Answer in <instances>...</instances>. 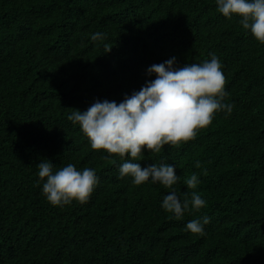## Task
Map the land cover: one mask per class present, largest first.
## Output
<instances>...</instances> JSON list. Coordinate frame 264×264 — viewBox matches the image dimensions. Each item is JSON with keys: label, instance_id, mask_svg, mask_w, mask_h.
<instances>
[{"label": "trees", "instance_id": "obj_1", "mask_svg": "<svg viewBox=\"0 0 264 264\" xmlns=\"http://www.w3.org/2000/svg\"><path fill=\"white\" fill-rule=\"evenodd\" d=\"M210 54L231 115L134 161L174 165L180 198L205 200L177 220L161 207L171 189L118 178L123 160L93 150L67 117L97 99L121 102L155 78L150 65ZM45 158L54 171L95 170L86 203L46 200ZM203 216L204 235L185 230ZM0 264H264V44L238 16L226 19L215 0H0Z\"/></svg>", "mask_w": 264, "mask_h": 264}, {"label": "clouds", "instance_id": "obj_2", "mask_svg": "<svg viewBox=\"0 0 264 264\" xmlns=\"http://www.w3.org/2000/svg\"><path fill=\"white\" fill-rule=\"evenodd\" d=\"M217 11L226 19L239 17L243 29L259 43L264 44V0H215ZM103 33L91 34V40L103 38ZM109 50V49H107ZM210 60L179 66L175 57L146 68V80L138 91L125 94L123 100H95L85 111L75 109L67 117L88 138L93 150H104L123 160L118 178L131 177L132 183H159L171 191L163 195L161 207L177 220L191 207L199 211L205 200L193 191L191 200L181 199L174 185L180 177L175 166L160 164L141 165L145 152L160 153L165 145L178 146L194 140L197 131L207 127L215 113L231 115L233 105L225 103V77L215 54ZM127 156V159L125 157ZM199 161L196 166L199 167ZM38 177L43 181L42 194L53 206L64 207L76 201L84 204L99 183L92 168L77 170L73 164L56 169L45 158L38 165ZM199 180L193 173L185 181L186 187L195 189ZM209 217L203 216L186 223L185 230L204 235Z\"/></svg>", "mask_w": 264, "mask_h": 264}]
</instances>
